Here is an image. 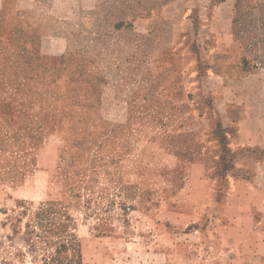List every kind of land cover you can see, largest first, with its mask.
<instances>
[{"label":"rangeland","instance_id":"374dc122","mask_svg":"<svg viewBox=\"0 0 264 264\" xmlns=\"http://www.w3.org/2000/svg\"><path fill=\"white\" fill-rule=\"evenodd\" d=\"M220 32L238 50L224 75L209 72ZM194 69L234 86L195 92L218 116L212 177L263 188L264 0H0V264H211L193 227L131 212L113 144L142 83Z\"/></svg>","mask_w":264,"mask_h":264},{"label":"crops","instance_id":"0c3cea01","mask_svg":"<svg viewBox=\"0 0 264 264\" xmlns=\"http://www.w3.org/2000/svg\"><path fill=\"white\" fill-rule=\"evenodd\" d=\"M212 40L209 51L221 58L216 62L219 67L211 66L209 72L224 75L226 64L237 57V46L228 32ZM194 71L198 73L182 71L178 83L168 79L142 83L150 91L133 92L132 103L121 116L127 129L124 133L120 125L114 129L113 144L123 154L116 168L133 178L126 187L127 199L135 203L131 212L162 225L165 232L193 227L198 248L210 249L211 264H264V187L233 176L218 186L210 173V160L221 142L214 130L218 116L202 114L195 100L197 90L222 89L226 96L234 86L219 79L198 80ZM241 83L236 87H257L255 82ZM134 122L149 129L139 128L135 135Z\"/></svg>","mask_w":264,"mask_h":264}]
</instances>
